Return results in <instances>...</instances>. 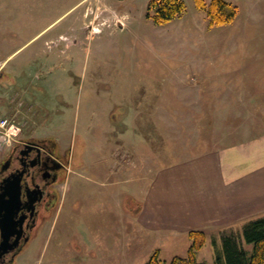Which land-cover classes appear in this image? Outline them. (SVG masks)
I'll use <instances>...</instances> for the list:
<instances>
[{
  "label": "rangeland",
  "instance_id": "obj_1",
  "mask_svg": "<svg viewBox=\"0 0 264 264\" xmlns=\"http://www.w3.org/2000/svg\"><path fill=\"white\" fill-rule=\"evenodd\" d=\"M149 1L0 0V121L17 127L10 145L53 138L76 166L40 237L12 264H145L157 250L166 262L185 256L182 242L116 247L128 229L114 202L117 180L121 211L133 202L114 163L129 156L171 165L254 125L239 99L247 85L256 101L257 75L264 79V0H225L237 14L218 26L195 0H180L183 13L157 25ZM231 230L241 227L223 233ZM220 235H206L200 263H213Z\"/></svg>",
  "mask_w": 264,
  "mask_h": 264
},
{
  "label": "crops",
  "instance_id": "obj_2",
  "mask_svg": "<svg viewBox=\"0 0 264 264\" xmlns=\"http://www.w3.org/2000/svg\"><path fill=\"white\" fill-rule=\"evenodd\" d=\"M257 79L263 82H257L261 88L256 101L249 98L247 85L239 99L241 106L250 105L251 111L245 107L244 118L254 119V125L247 123L235 130L236 134L230 133V138L216 144L219 149L195 152L163 167L137 165L131 159L127 163L129 156L125 161L117 159L114 165L120 175H126L133 203L121 211L125 205L120 198L122 180H117L114 202L119 215L126 218L128 229L115 237L116 247L121 241L132 242L142 251L159 248L163 243L173 248L182 242L187 249L189 231L220 235L264 216V79L258 75ZM243 94L247 96L243 98ZM10 139L0 135V144L9 147ZM119 229L117 234H121ZM88 247L91 250L95 245Z\"/></svg>",
  "mask_w": 264,
  "mask_h": 264
},
{
  "label": "flooded vegetation",
  "instance_id": "obj_3",
  "mask_svg": "<svg viewBox=\"0 0 264 264\" xmlns=\"http://www.w3.org/2000/svg\"><path fill=\"white\" fill-rule=\"evenodd\" d=\"M74 166L70 149H61L53 138H20L0 150V186L18 188L20 203L14 220H22L19 244L0 264H12L19 253L40 237L57 209L62 188ZM14 239L15 236L11 237L10 242Z\"/></svg>",
  "mask_w": 264,
  "mask_h": 264
},
{
  "label": "trees",
  "instance_id": "obj_4",
  "mask_svg": "<svg viewBox=\"0 0 264 264\" xmlns=\"http://www.w3.org/2000/svg\"><path fill=\"white\" fill-rule=\"evenodd\" d=\"M195 3L197 8L206 14L211 25L229 24L237 14L236 7L225 0H211L208 4L203 0H195ZM184 8L180 0H150L146 15L151 17L155 24L163 25L183 13ZM220 236L222 247L216 251L212 264H264V216L245 222L240 232L231 230L229 233L222 232ZM187 237L190 244L185 256H174L166 262L161 260L157 250L145 264H203L197 260V254L206 243L205 232L189 231ZM244 243L250 245L251 249L247 250Z\"/></svg>",
  "mask_w": 264,
  "mask_h": 264
},
{
  "label": "water",
  "instance_id": "obj_5",
  "mask_svg": "<svg viewBox=\"0 0 264 264\" xmlns=\"http://www.w3.org/2000/svg\"><path fill=\"white\" fill-rule=\"evenodd\" d=\"M19 191L7 186H0V260L12 252L19 244L22 231V220L18 222L14 217L19 211ZM19 226V229L17 227ZM15 236L13 242L10 238Z\"/></svg>",
  "mask_w": 264,
  "mask_h": 264
},
{
  "label": "built area",
  "instance_id": "obj_6",
  "mask_svg": "<svg viewBox=\"0 0 264 264\" xmlns=\"http://www.w3.org/2000/svg\"><path fill=\"white\" fill-rule=\"evenodd\" d=\"M0 129L3 130L4 136L11 137L16 135V127L14 124L7 119L0 121Z\"/></svg>",
  "mask_w": 264,
  "mask_h": 264
},
{
  "label": "bare ground",
  "instance_id": "obj_7",
  "mask_svg": "<svg viewBox=\"0 0 264 264\" xmlns=\"http://www.w3.org/2000/svg\"><path fill=\"white\" fill-rule=\"evenodd\" d=\"M92 22V21H91ZM93 23V22H92Z\"/></svg>",
  "mask_w": 264,
  "mask_h": 264
}]
</instances>
